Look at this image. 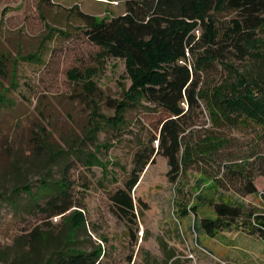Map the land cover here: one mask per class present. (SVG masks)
Wrapping results in <instances>:
<instances>
[{
  "label": "rangeland",
  "instance_id": "374dc122",
  "mask_svg": "<svg viewBox=\"0 0 264 264\" xmlns=\"http://www.w3.org/2000/svg\"><path fill=\"white\" fill-rule=\"evenodd\" d=\"M123 11V0H0V264H41L63 246L98 249L97 264H264L255 235L235 226L212 235L192 228L193 210L213 217L208 197L241 205L236 224L264 213V146L251 130L210 127L198 100L186 113L187 138L225 142L172 181L156 152L159 108L140 99L116 129L104 120L108 100H122L130 79L123 58L87 39L79 13L100 20ZM212 16L219 34L237 25L234 11ZM228 75L214 61L197 80L208 89ZM136 153L147 162L130 191L128 221L108 195L122 188ZM240 171L255 192L244 191ZM63 200L70 209L52 214Z\"/></svg>",
  "mask_w": 264,
  "mask_h": 264
},
{
  "label": "trees",
  "instance_id": "16d2710c",
  "mask_svg": "<svg viewBox=\"0 0 264 264\" xmlns=\"http://www.w3.org/2000/svg\"><path fill=\"white\" fill-rule=\"evenodd\" d=\"M123 4L122 13L100 20L79 13L87 39L112 57L123 58L130 79L122 100H108L112 114L104 117L107 124L116 129L125 109L140 99L159 108L156 152L165 157L166 176L172 181L194 161L211 158L225 142L213 135L187 138L193 122L186 113L198 100L207 109L210 127L249 129L264 146V0H123ZM221 10L234 11L237 25L219 34L212 14ZM228 59L238 64L225 62ZM214 61L228 69V78L203 89L197 72ZM141 157L136 153L122 188L108 195L114 213L128 221L134 217L130 191L147 162H140ZM240 173L245 177L244 191L255 192L246 174ZM57 186L64 190L62 181ZM207 203L213 217H198L193 210L194 231L212 235L235 226L264 246V213L246 215L249 220L236 224L243 215L241 205L222 196L208 197ZM71 206L63 200L52 214H63ZM99 255L98 249L63 246L49 252L41 264H97Z\"/></svg>",
  "mask_w": 264,
  "mask_h": 264
}]
</instances>
